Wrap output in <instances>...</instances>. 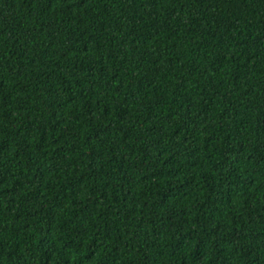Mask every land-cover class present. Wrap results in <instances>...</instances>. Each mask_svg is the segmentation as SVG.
<instances>
[{
	"label": "trees",
	"instance_id": "16d2710c",
	"mask_svg": "<svg viewBox=\"0 0 264 264\" xmlns=\"http://www.w3.org/2000/svg\"><path fill=\"white\" fill-rule=\"evenodd\" d=\"M0 264H264V0H0Z\"/></svg>",
	"mask_w": 264,
	"mask_h": 264
}]
</instances>
